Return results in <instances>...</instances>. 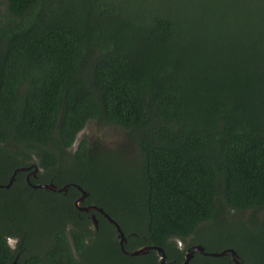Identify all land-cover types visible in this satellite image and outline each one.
I'll list each match as a JSON object with an SVG mask.
<instances>
[{
  "label": "trees",
  "instance_id": "1",
  "mask_svg": "<svg viewBox=\"0 0 264 264\" xmlns=\"http://www.w3.org/2000/svg\"><path fill=\"white\" fill-rule=\"evenodd\" d=\"M89 121L131 147L72 150ZM15 170L0 264H264V0H0V185Z\"/></svg>",
  "mask_w": 264,
  "mask_h": 264
},
{
  "label": "water",
  "instance_id": "2",
  "mask_svg": "<svg viewBox=\"0 0 264 264\" xmlns=\"http://www.w3.org/2000/svg\"><path fill=\"white\" fill-rule=\"evenodd\" d=\"M28 169H30V167H21L20 168V170H28ZM37 171H38L37 165L33 164V169L31 171V175L35 176ZM16 172H17L16 170L13 172V175L11 176V179L9 180V182L6 185H0V187L1 186L8 187L12 183L13 177H14ZM32 186L33 187H38V188L43 187V188L50 189V190H53V191H62V190L66 191V189H67V186H63L62 188H56L52 183L32 184ZM77 187H78V189H80V191L82 193V196L79 198V200H82L84 198V196L86 195V192L84 190H82L79 186H77ZM79 200L76 201V205L79 202ZM79 209L85 210V211H88V210H91V209H96L97 211L101 212L108 219V221L113 223L115 225L116 229L119 231L120 247L125 253H127L129 255H137L139 253H144V252L148 251L151 248V246H144V247H141V248L136 249L134 251H126L124 249V246H123V243L125 242V238H124L123 233L121 232L118 224L112 218H110L105 212H103V210L101 208H96L95 206H85V207H80ZM89 216L92 219L94 225L96 226L97 225V219L95 218V215L91 213ZM154 248L156 249V251H157V253L159 255L161 264H174L172 262H167L165 260V253H164L162 248H160V247H154ZM194 253H200V254H203V255H210V256H219V255H224V254L230 253L232 260L236 264H245V263L239 261L237 253L231 248L224 249V250H222L220 252H210V253H208V252H206L203 249V247H201L200 245H197V244H194V245H192V246H190L188 248V250L186 251V254H185V260H184L183 263H180V264H186L189 261V259L193 256Z\"/></svg>",
  "mask_w": 264,
  "mask_h": 264
},
{
  "label": "rangeland",
  "instance_id": "3",
  "mask_svg": "<svg viewBox=\"0 0 264 264\" xmlns=\"http://www.w3.org/2000/svg\"><path fill=\"white\" fill-rule=\"evenodd\" d=\"M85 138L88 142H95L98 147H111L114 145H127L131 147L130 140L127 139L125 132L121 129L113 126H107L103 124H98L94 121H89L85 127L77 134V137L72 145V150H75L78 142ZM9 243L14 247L15 240L10 239ZM181 242H178V246Z\"/></svg>",
  "mask_w": 264,
  "mask_h": 264
},
{
  "label": "flooded vegetation",
  "instance_id": "4",
  "mask_svg": "<svg viewBox=\"0 0 264 264\" xmlns=\"http://www.w3.org/2000/svg\"><path fill=\"white\" fill-rule=\"evenodd\" d=\"M31 171H32V170H30V169L28 170V172H27V179H28V177L31 175ZM28 175H29V176H28ZM31 176H33V175H31Z\"/></svg>",
  "mask_w": 264,
  "mask_h": 264
}]
</instances>
